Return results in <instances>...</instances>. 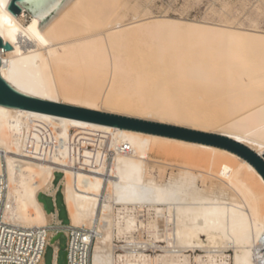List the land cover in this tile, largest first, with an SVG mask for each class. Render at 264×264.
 <instances>
[{
  "label": "bare ground",
  "instance_id": "1",
  "mask_svg": "<svg viewBox=\"0 0 264 264\" xmlns=\"http://www.w3.org/2000/svg\"><path fill=\"white\" fill-rule=\"evenodd\" d=\"M11 2L0 0V34L13 48L1 50L0 71L19 92L220 133L264 154V32L143 15L133 0H74L37 35L23 23L28 10L19 2L16 16ZM147 150L204 158L220 171L169 167ZM60 187L90 264H264V177L245 158L0 104L4 222H60L41 198L56 200ZM58 254L55 243L54 264Z\"/></svg>",
  "mask_w": 264,
  "mask_h": 264
},
{
  "label": "water",
  "instance_id": "2",
  "mask_svg": "<svg viewBox=\"0 0 264 264\" xmlns=\"http://www.w3.org/2000/svg\"><path fill=\"white\" fill-rule=\"evenodd\" d=\"M74 0H12L9 9L18 16L22 11L19 2L34 16V21L30 28L38 35L45 29L59 14H61ZM11 50L12 45L5 42L0 34V54L1 50ZM2 62L0 58V68ZM0 104L11 107H19L41 112H47L57 115H63L83 120L99 122L103 124L115 125L125 129H136L153 134H160L169 137L185 139L194 142H201L209 145H214L234 152L249 161L264 177V154L261 155L246 144L230 138L229 136L215 133L205 132L180 126L163 124L151 120H144L129 116L106 113L90 108L53 102L41 98H36L23 94L9 84L0 71ZM49 211L48 201L41 197ZM61 234L57 235L53 242L58 240ZM66 257V255H65Z\"/></svg>",
  "mask_w": 264,
  "mask_h": 264
},
{
  "label": "rangeland",
  "instance_id": "3",
  "mask_svg": "<svg viewBox=\"0 0 264 264\" xmlns=\"http://www.w3.org/2000/svg\"><path fill=\"white\" fill-rule=\"evenodd\" d=\"M133 4L136 6L135 11L143 15L148 12L150 13V16L155 17L167 14V16L173 18H184L198 22H209L212 25H229L235 28L254 29L264 32V0H133ZM133 12L134 10L131 9V13H128L127 15L128 18L125 19H131V14H133ZM33 22L34 19L30 12L27 11L23 23L30 28V25ZM145 152L150 159L167 164L169 167H190L198 169V171L205 170L211 173H216L218 170L220 171V168L216 164L214 165L213 162L204 158H193L164 151L152 152L147 150ZM61 176V173H57L56 184ZM202 184L204 185L203 182H200V185ZM44 197L47 196L44 195ZM47 201L50 208L53 209V197H47ZM56 202L59 208L60 218L68 223L69 218L64 204L62 187H60L56 193ZM59 239H62L63 241L58 240L62 243L60 242V244L58 242L59 254L57 263L66 264L64 252L66 247V243H64L66 242L65 235H61ZM52 248L53 246L48 247L46 252L48 255H45L43 264H46L47 262V264H54V248ZM50 254H52V257ZM228 254H234L233 248H229ZM46 256H49L47 257V259H49L48 261Z\"/></svg>",
  "mask_w": 264,
  "mask_h": 264
},
{
  "label": "built area",
  "instance_id": "4",
  "mask_svg": "<svg viewBox=\"0 0 264 264\" xmlns=\"http://www.w3.org/2000/svg\"><path fill=\"white\" fill-rule=\"evenodd\" d=\"M3 200V190L0 188V264H43L48 247L53 246L55 254V243L59 239L52 242L59 234L66 237V264H90L84 240L80 239L78 242V235L70 230L69 222L60 218L54 198L53 211L57 212L60 222L56 221L46 229H27L4 222Z\"/></svg>",
  "mask_w": 264,
  "mask_h": 264
}]
</instances>
